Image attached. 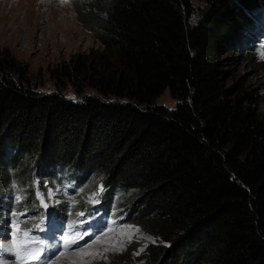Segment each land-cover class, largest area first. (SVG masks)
Segmentation results:
<instances>
[{
  "label": "trees",
  "instance_id": "trees-1",
  "mask_svg": "<svg viewBox=\"0 0 264 264\" xmlns=\"http://www.w3.org/2000/svg\"><path fill=\"white\" fill-rule=\"evenodd\" d=\"M94 1L79 20L99 46L51 69L50 90L0 53L1 217L12 176L72 167L128 189L158 237L138 264H264L260 88L221 58L252 40L264 0ZM165 89L172 108L156 101Z\"/></svg>",
  "mask_w": 264,
  "mask_h": 264
},
{
  "label": "rangeland",
  "instance_id": "rangeland-1",
  "mask_svg": "<svg viewBox=\"0 0 264 264\" xmlns=\"http://www.w3.org/2000/svg\"><path fill=\"white\" fill-rule=\"evenodd\" d=\"M193 3L198 8L204 4L200 0H193ZM96 6L94 0H0V53L7 51L14 55L27 67L28 73L38 84L39 89L50 90L54 87L55 81L54 76L51 75L53 73L51 69H55L60 64L69 63L71 57L77 53L89 52L99 46L92 33L79 20L81 12L85 13ZM198 8L191 16L192 20L197 17ZM252 35L249 44L244 43L245 46L238 44L241 46L240 50L233 53L222 51L221 58L225 60L223 67L230 70L232 77L243 75L247 83L260 88L261 99L258 107L264 112V28L261 27L260 33H252ZM248 36L251 35L248 34ZM228 56H234V59H226ZM62 90L66 95L80 98V95L75 94L70 83H67ZM156 101L170 108L175 105V99L168 89L159 94ZM7 168L8 170L15 169L12 164H9ZM44 179L43 177L42 180ZM67 180V184L73 182L71 178L67 177ZM93 181L97 184V193L102 195L104 189L110 192L109 185L104 182L102 175L96 174ZM30 182L31 180L28 183ZM18 183L19 179L16 175L10 178L9 189L13 194L11 196L9 192L10 211L15 210L18 204L17 196H15L16 187L21 190L20 199L31 198L27 190H23ZM33 190V199L38 196L43 211L47 210L43 207L44 204L51 206L57 202L70 203L72 201L74 204H79L84 193L78 194L74 189L65 188L61 184L54 188L48 187L44 195L43 189L37 188L35 181ZM128 194V189L119 188L114 196L116 199L126 200ZM87 197L89 198L88 195ZM1 205L0 202V207ZM29 213L30 211L24 209L21 213L9 212L5 221L6 215L1 217L3 210L0 209V245L3 246L0 249V264H19L15 256L13 259L9 258L12 249L6 244L8 242L5 237L11 236L20 240L19 233H13L9 228L11 226L16 230L20 228V223L14 222L11 216L21 217L24 221ZM74 217L77 220L89 218V216L80 217L78 215ZM104 233L99 236V240L95 238L85 247L63 253L48 264H124L125 262L126 264H138L141 250L146 243L158 239L146 229L141 221L136 219L126 220ZM135 241H139V244L129 250L128 255L127 247L133 245Z\"/></svg>",
  "mask_w": 264,
  "mask_h": 264
},
{
  "label": "snow or ice",
  "instance_id": "snow-or-ice-1",
  "mask_svg": "<svg viewBox=\"0 0 264 264\" xmlns=\"http://www.w3.org/2000/svg\"><path fill=\"white\" fill-rule=\"evenodd\" d=\"M16 199H17V201H19L20 197L17 196ZM43 207H44V208H49V205H48V204H44ZM80 216H84V213L81 212V213H80ZM35 227H36V228H39L40 225H36ZM129 227H130V226H129ZM26 234H27V233H26ZM63 239H64L65 244H68V243H73V244H75V243H76L75 241L71 240V238H70L69 236H64ZM96 239L99 240V236H97ZM13 243H16L15 240L13 241ZM77 246H79V245H77ZM2 248H3V246L0 245V249H2ZM105 251H107V249H105ZM141 251H143V250H141ZM31 255H32V258H33V259H36L38 254H31ZM16 256H17L18 259L21 258L19 251L16 252Z\"/></svg>",
  "mask_w": 264,
  "mask_h": 264
}]
</instances>
